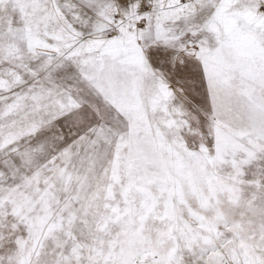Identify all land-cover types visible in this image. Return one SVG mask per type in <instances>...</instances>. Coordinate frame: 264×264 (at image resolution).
I'll list each match as a JSON object with an SVG mask.
<instances>
[{
    "label": "snow or ice",
    "instance_id": "1",
    "mask_svg": "<svg viewBox=\"0 0 264 264\" xmlns=\"http://www.w3.org/2000/svg\"><path fill=\"white\" fill-rule=\"evenodd\" d=\"M0 264H264V0H0Z\"/></svg>",
    "mask_w": 264,
    "mask_h": 264
}]
</instances>
